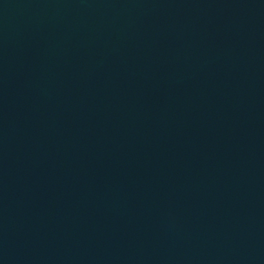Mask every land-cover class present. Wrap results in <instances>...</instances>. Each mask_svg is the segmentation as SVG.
Instances as JSON below:
<instances>
[{
    "label": "water",
    "instance_id": "obj_1",
    "mask_svg": "<svg viewBox=\"0 0 264 264\" xmlns=\"http://www.w3.org/2000/svg\"><path fill=\"white\" fill-rule=\"evenodd\" d=\"M0 264H264V0H0Z\"/></svg>",
    "mask_w": 264,
    "mask_h": 264
}]
</instances>
